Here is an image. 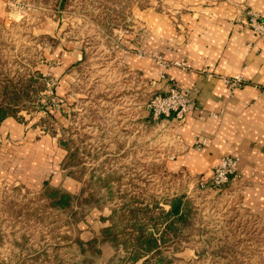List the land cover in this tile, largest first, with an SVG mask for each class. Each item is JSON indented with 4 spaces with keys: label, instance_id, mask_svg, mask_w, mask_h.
<instances>
[{
    "label": "rangeland",
    "instance_id": "rangeland-1",
    "mask_svg": "<svg viewBox=\"0 0 264 264\" xmlns=\"http://www.w3.org/2000/svg\"><path fill=\"white\" fill-rule=\"evenodd\" d=\"M1 1L0 107L19 133L0 143V264H264V224L233 190L166 174L171 130L147 105L175 87L176 62L141 49L134 17L162 0ZM145 59L155 79L128 64ZM53 189L76 197L69 208L51 206ZM174 198L180 219L165 216Z\"/></svg>",
    "mask_w": 264,
    "mask_h": 264
},
{
    "label": "crops",
    "instance_id": "crops-1",
    "mask_svg": "<svg viewBox=\"0 0 264 264\" xmlns=\"http://www.w3.org/2000/svg\"><path fill=\"white\" fill-rule=\"evenodd\" d=\"M162 3L166 7L164 13L151 6L134 15L144 27L140 46L165 60L185 62L192 68L189 72L172 68L168 76L175 86L188 92L194 103L182 123L162 122L171 130L169 143L173 146L172 154L164 161L166 174L210 179L218 159L235 157L239 179L226 188L233 190L245 210L264 224V37L257 38L243 27L248 11L264 17V0ZM3 9L4 2L0 0V17ZM64 58L73 59L76 64L81 60L78 50L65 53ZM128 64L131 70L155 79L149 59ZM233 76L242 77L244 84L229 93L223 79ZM3 121L0 143L5 144L4 131L5 136L12 128L19 131L10 118ZM135 130L131 133L136 142L130 143L133 149L141 145L140 135L136 136L139 125ZM122 132L121 137L127 133ZM153 132L147 135L155 136ZM118 144L120 149L127 148L123 147V140Z\"/></svg>",
    "mask_w": 264,
    "mask_h": 264
},
{
    "label": "built area",
    "instance_id": "built-area-1",
    "mask_svg": "<svg viewBox=\"0 0 264 264\" xmlns=\"http://www.w3.org/2000/svg\"><path fill=\"white\" fill-rule=\"evenodd\" d=\"M5 1V0H4ZM247 19L244 22V28L250 30L257 38L264 37V17L248 11L246 12ZM160 70L165 71L170 64L158 62ZM171 66L179 70L189 72L192 68L186 63H174ZM207 76L208 73L201 72ZM171 82L173 79H169ZM229 93L243 87L244 81L240 76L226 77L223 79ZM147 108L152 115L154 121L163 123L174 122L176 125L182 123L186 116L194 109V103L190 99L187 91L178 88L177 86L169 89L165 94L152 96L149 100ZM198 148V147H197ZM237 162L235 157H221L212 170L210 179H199L197 184L200 187H211L215 190H220L227 187L230 183L236 182L239 179L237 175Z\"/></svg>",
    "mask_w": 264,
    "mask_h": 264
},
{
    "label": "trees",
    "instance_id": "trees-1",
    "mask_svg": "<svg viewBox=\"0 0 264 264\" xmlns=\"http://www.w3.org/2000/svg\"><path fill=\"white\" fill-rule=\"evenodd\" d=\"M5 109H3V107H0V123L8 118V115H5ZM51 194L50 197L55 198L57 197V201H55L54 203L51 204L52 207H54L55 209H65V208H69L70 207V203L71 201H73L74 198L67 193H64L61 190H57V189H53L51 190ZM181 199L180 198H174L169 202V211L165 212V216L166 218L175 217V218H181L182 216V209H181ZM173 228V223L168 225L167 229H171ZM108 231V230H106ZM146 239H143V237L141 236L140 233H138L136 235V241L139 244V249L138 250H142L141 252L146 253L147 254H152L154 252L157 251V249L160 246V240L159 239H153L150 237H145ZM136 247V245L134 246ZM134 253H136V251L134 250ZM141 254H138V256H135L134 258H132V262L135 261H140L141 260ZM140 258V260H138L137 258ZM143 264V263H142Z\"/></svg>",
    "mask_w": 264,
    "mask_h": 264
}]
</instances>
